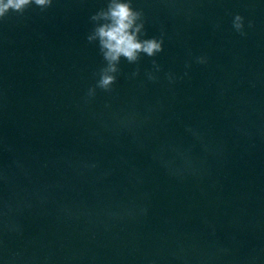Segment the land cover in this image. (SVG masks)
<instances>
[{
  "label": "water",
  "instance_id": "95a60500",
  "mask_svg": "<svg viewBox=\"0 0 264 264\" xmlns=\"http://www.w3.org/2000/svg\"><path fill=\"white\" fill-rule=\"evenodd\" d=\"M105 6L54 0L44 12L32 6L0 23V167L14 171L21 160L31 170V183L14 178L16 190L65 185L23 215L22 235L0 233V253L41 264L46 257L47 264H184L176 255L183 247L187 264H264V0H133L144 11L145 38L166 33L155 57L159 82L141 86L152 58L141 59L136 80L127 74L137 66L122 60L115 92H98L83 108L81 97L102 64L85 38L89 18ZM237 13L245 18L244 37L232 28ZM201 54L207 65L193 63L183 81L167 83L164 73L182 74ZM133 108L156 109L137 139L99 122L111 125L114 113ZM189 127L219 154L205 153ZM163 143L191 147L207 174L183 181L168 175L151 159ZM64 158L96 162L110 175L77 177ZM132 203L145 204L147 215L108 231L57 211L58 204L98 212ZM218 248L226 254L208 260Z\"/></svg>",
  "mask_w": 264,
  "mask_h": 264
},
{
  "label": "clouds",
  "instance_id": "9594fccd",
  "mask_svg": "<svg viewBox=\"0 0 264 264\" xmlns=\"http://www.w3.org/2000/svg\"><path fill=\"white\" fill-rule=\"evenodd\" d=\"M54 0H0V23H4L10 14L23 17L32 6L40 9L41 12L52 7ZM92 28L86 35L89 44H94L102 58L101 66L93 73L94 83L91 84L81 97L80 106L88 108L96 99L98 92H103L111 96L115 92V85L121 75V61H126L129 65L137 67L127 74L129 80H136L141 76L139 67L143 57L152 58L151 69L143 73L145 82H159V73L163 71L162 66L155 57L164 51L166 33L162 30L158 37H147L145 28V15L142 9L133 7V0H106V6L97 10L90 16ZM253 25L248 23V27ZM219 27V25H216ZM232 28L240 36L247 35L245 31V18L239 13L232 18ZM207 65L209 57L206 54L192 57L184 65V72L177 74L172 71L164 73V79L172 86L183 81L189 76L192 64ZM159 103V102H158ZM106 104L105 108H110ZM155 108H149L145 113H140L134 108L123 115L113 114V122L109 125L99 117V122L106 129L116 133H128L134 139L138 138V131L150 120ZM187 132L199 142L205 153L218 155L220 149H213L205 143L204 134L196 128L189 127ZM151 159L161 167L168 175L174 179L183 181L188 178L201 179L207 174L205 162L194 156L192 148L175 143H163L157 146L151 153ZM64 164L77 177H95L96 180L107 178L110 170H100L96 162H89L80 159L64 158ZM14 171L8 167H0V233L20 236L23 234L21 218L31 211L35 203L41 206L47 204L53 191L63 189L65 185L60 181L34 187L31 191L16 190L13 188L14 178L22 176L32 182L31 170L21 160L13 162ZM137 182H140L137 178ZM7 189V191H5ZM146 198V197H145ZM57 211L59 217L71 219H85L89 223L98 222L105 231L110 230L117 223L135 221L146 216L148 208L145 204L132 203L120 209L106 207L98 212L83 206H72L69 204H58ZM2 245V241H0ZM227 249L218 248L215 253L207 259L211 260L226 254ZM177 258L187 264V254L181 247L176 254ZM0 259L4 264H41L37 257H26L21 253H0ZM48 258H44L43 264H47ZM149 264H157L156 260H150Z\"/></svg>",
  "mask_w": 264,
  "mask_h": 264
}]
</instances>
